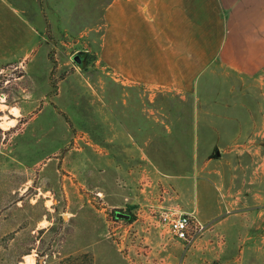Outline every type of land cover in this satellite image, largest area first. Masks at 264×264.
Listing matches in <instances>:
<instances>
[{"label": "rangeland", "instance_id": "374dc122", "mask_svg": "<svg viewBox=\"0 0 264 264\" xmlns=\"http://www.w3.org/2000/svg\"><path fill=\"white\" fill-rule=\"evenodd\" d=\"M106 2L0 0V264H264V71L124 86Z\"/></svg>", "mask_w": 264, "mask_h": 264}, {"label": "crops", "instance_id": "0c3cea01", "mask_svg": "<svg viewBox=\"0 0 264 264\" xmlns=\"http://www.w3.org/2000/svg\"><path fill=\"white\" fill-rule=\"evenodd\" d=\"M101 39L124 86L186 96L212 65L264 71V0H107Z\"/></svg>", "mask_w": 264, "mask_h": 264}, {"label": "built area", "instance_id": "2783aa9c", "mask_svg": "<svg viewBox=\"0 0 264 264\" xmlns=\"http://www.w3.org/2000/svg\"><path fill=\"white\" fill-rule=\"evenodd\" d=\"M197 226L193 216L181 214L171 221L169 229L177 239L190 242L198 229Z\"/></svg>", "mask_w": 264, "mask_h": 264}, {"label": "trees", "instance_id": "16d2710c", "mask_svg": "<svg viewBox=\"0 0 264 264\" xmlns=\"http://www.w3.org/2000/svg\"><path fill=\"white\" fill-rule=\"evenodd\" d=\"M84 259L85 263L84 264H92V259L88 254H84L83 256L80 257H69L64 260H62L59 264H76V261L78 259Z\"/></svg>", "mask_w": 264, "mask_h": 264}, {"label": "water", "instance_id": "95a60500", "mask_svg": "<svg viewBox=\"0 0 264 264\" xmlns=\"http://www.w3.org/2000/svg\"><path fill=\"white\" fill-rule=\"evenodd\" d=\"M73 60L76 64H80L81 63V59H80V56L79 55H75L73 57ZM217 155H218V152H217ZM118 217H122V219H128V215H117Z\"/></svg>", "mask_w": 264, "mask_h": 264}, {"label": "flooded vegetation", "instance_id": "af4514ba", "mask_svg": "<svg viewBox=\"0 0 264 264\" xmlns=\"http://www.w3.org/2000/svg\"><path fill=\"white\" fill-rule=\"evenodd\" d=\"M80 59H81V54H80ZM81 62H82V60H81ZM117 215H128L129 216L128 219H125V220H129L131 218V216L129 214H125V213H123L121 211H114L113 212L114 218L115 219H122V217H118Z\"/></svg>", "mask_w": 264, "mask_h": 264}]
</instances>
